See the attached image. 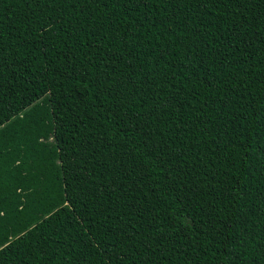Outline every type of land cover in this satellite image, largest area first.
<instances>
[{"label": "trees", "instance_id": "16d2710c", "mask_svg": "<svg viewBox=\"0 0 264 264\" xmlns=\"http://www.w3.org/2000/svg\"><path fill=\"white\" fill-rule=\"evenodd\" d=\"M0 264H264V0H0Z\"/></svg>", "mask_w": 264, "mask_h": 264}]
</instances>
